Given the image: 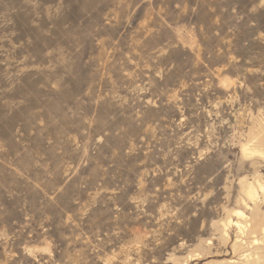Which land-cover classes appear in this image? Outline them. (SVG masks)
<instances>
[{"label": "rangeland", "instance_id": "1", "mask_svg": "<svg viewBox=\"0 0 264 264\" xmlns=\"http://www.w3.org/2000/svg\"><path fill=\"white\" fill-rule=\"evenodd\" d=\"M258 181L264 0H0V264H264Z\"/></svg>", "mask_w": 264, "mask_h": 264}, {"label": "bare ground", "instance_id": "2", "mask_svg": "<svg viewBox=\"0 0 264 264\" xmlns=\"http://www.w3.org/2000/svg\"><path fill=\"white\" fill-rule=\"evenodd\" d=\"M254 149H257V148H254ZM251 151L253 150L247 149V148L244 149V153H249ZM256 152L261 153L259 150H257ZM245 192H246L247 197L250 200L256 202L258 200L259 192H261L264 195V183L258 181L257 186H255L254 184H250L248 188L245 190ZM237 213H238V216L240 217H243L244 215L242 212H237ZM233 224H235V226L239 229L240 233L242 234H247L250 230L249 226L242 224L240 221L238 222L230 221L228 226H231ZM245 224H248V223H245ZM257 230H260V233L264 236V225L259 226ZM258 262H260V259H258Z\"/></svg>", "mask_w": 264, "mask_h": 264}]
</instances>
